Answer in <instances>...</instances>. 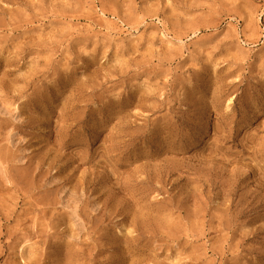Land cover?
<instances>
[{
  "label": "rangeland",
  "instance_id": "rangeland-1",
  "mask_svg": "<svg viewBox=\"0 0 264 264\" xmlns=\"http://www.w3.org/2000/svg\"><path fill=\"white\" fill-rule=\"evenodd\" d=\"M0 264H264V0H0Z\"/></svg>",
  "mask_w": 264,
  "mask_h": 264
}]
</instances>
